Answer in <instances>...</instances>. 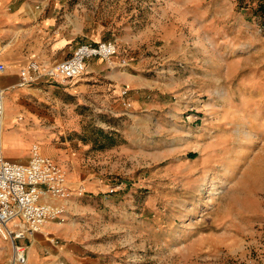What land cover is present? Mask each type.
I'll return each mask as SVG.
<instances>
[{
  "label": "rangeland",
  "instance_id": "1",
  "mask_svg": "<svg viewBox=\"0 0 264 264\" xmlns=\"http://www.w3.org/2000/svg\"><path fill=\"white\" fill-rule=\"evenodd\" d=\"M31 3L55 10L74 47L114 41L119 69L153 84L116 130L83 108L78 129L53 132L109 149L95 151L119 186L104 239L120 247L104 264H264V0ZM10 253L0 236V264Z\"/></svg>",
  "mask_w": 264,
  "mask_h": 264
},
{
  "label": "crops",
  "instance_id": "2",
  "mask_svg": "<svg viewBox=\"0 0 264 264\" xmlns=\"http://www.w3.org/2000/svg\"><path fill=\"white\" fill-rule=\"evenodd\" d=\"M10 1L15 0H0L4 6L0 9V61L6 65L0 77L5 94L0 154L27 161L31 147L38 145L43 155L64 169L69 189L67 198L46 199L64 207L62 220L47 222L42 230L19 243L26 246L25 264H104V258L120 247L104 239L110 221L105 216L116 213L118 205L107 191L118 185L108 184L107 175L96 166L95 151L109 149L101 144H95L94 149L92 139H72L59 145L53 142V132L59 128L78 129L83 108L99 114L93 127L116 130L129 107L141 109V93L153 84L139 75L111 69L100 58H90L83 73L71 81L43 79L19 86L20 66L32 59L57 62L75 47L57 25L55 10L33 5L34 0H22L16 7L7 8ZM124 88L128 91L121 97ZM63 110L75 115L63 119Z\"/></svg>",
  "mask_w": 264,
  "mask_h": 264
},
{
  "label": "built area",
  "instance_id": "3",
  "mask_svg": "<svg viewBox=\"0 0 264 264\" xmlns=\"http://www.w3.org/2000/svg\"><path fill=\"white\" fill-rule=\"evenodd\" d=\"M117 55L118 48L112 40L80 43L69 56L57 62L29 60L19 68L18 85H31L43 79L71 81L83 73L90 58L102 59L111 69L127 67V59H116ZM5 69L6 65L0 61V77ZM125 94L122 90L121 97ZM4 96L0 86V133L4 123ZM68 196L65 172L52 158L43 155L38 145L31 147L27 161L11 160L0 154V236L10 241L11 249L4 264L26 263V246L16 240L42 230L49 221H61L64 207L46 199Z\"/></svg>",
  "mask_w": 264,
  "mask_h": 264
},
{
  "label": "trees",
  "instance_id": "4",
  "mask_svg": "<svg viewBox=\"0 0 264 264\" xmlns=\"http://www.w3.org/2000/svg\"><path fill=\"white\" fill-rule=\"evenodd\" d=\"M259 7H263L262 4H259Z\"/></svg>",
  "mask_w": 264,
  "mask_h": 264
},
{
  "label": "bare ground",
  "instance_id": "5",
  "mask_svg": "<svg viewBox=\"0 0 264 264\" xmlns=\"http://www.w3.org/2000/svg\"><path fill=\"white\" fill-rule=\"evenodd\" d=\"M4 240V239H3ZM10 242V241H9Z\"/></svg>",
  "mask_w": 264,
  "mask_h": 264
}]
</instances>
